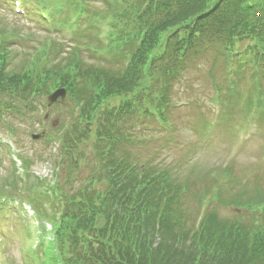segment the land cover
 <instances>
[{"label":"rangeland","instance_id":"rangeland-1","mask_svg":"<svg viewBox=\"0 0 264 264\" xmlns=\"http://www.w3.org/2000/svg\"><path fill=\"white\" fill-rule=\"evenodd\" d=\"M86 3L95 9L94 12L105 11V7L99 2L97 3L96 0H88ZM29 7L32 9V4H29ZM0 23L8 25L7 32L14 29L18 30L17 37H14L10 46H8L10 49L7 60L9 59V64H11L15 72L22 76L24 65L26 69L31 70L26 67L28 56L33 51L34 43L47 39L46 31L45 29L43 31L38 29L32 19L17 18L5 5L4 0H0ZM0 30V32L3 31L2 28ZM55 40L53 43L58 42V44L63 46L60 49L61 53L57 55L53 64L61 63L62 67L65 64L63 58H67V52L71 45L61 43L60 37H56ZM83 41L89 46L91 45V40L85 39ZM48 50L38 56H44ZM49 51L48 58L53 59L56 54H51V50ZM84 53L81 60L88 66H99L102 70H106L109 67L105 63L95 62L87 51ZM197 60H199L197 63H200L199 67L193 64ZM39 64L40 62L36 66L34 65L37 69H32L30 72L37 73ZM118 68H120L119 63L114 66L113 72L118 70ZM186 69L187 72L184 73L183 79L177 83L174 79L171 80L175 85L167 90V101L170 102L168 117L172 124L171 130L166 132L159 127H152L148 131L149 142L143 143L142 146L136 148L124 146L129 156L132 154L137 158L134 159L127 156L130 163L131 160H134L132 162H137L138 165L141 164L143 166L142 162L149 161L150 164H155L157 168H165L168 172H171V178L174 177V185L183 183L187 186L186 191L180 194L181 197L177 200L178 204H172L173 207L170 209V214H166L168 218L166 219V226L164 224L165 216L158 217L153 215L148 221V223L155 224L158 220L160 222L159 231L161 228L166 231L171 230L174 237L170 233L166 234L165 237L169 242H173V247L181 246V239L185 234L191 237L189 232L192 229L196 215L197 202L202 195L205 196L204 199L206 201H209L208 213L211 212V218L205 225V231L209 228V223H212L213 218L215 221L219 220L230 227L231 225L228 223L237 224L239 225L238 230L252 226V220L256 217V214H248L247 207L241 210L233 209L232 205L228 206L229 203L224 202V200L232 201L239 195L243 196L241 202L244 203L257 205L264 200V103L259 104L260 111L256 115V119H251L247 123V125H252L256 122L247 132L249 135L239 136V141L233 139L232 130H235L233 125L237 121V125H242L240 119H242V115L245 117V114L240 109L236 110V105L233 110H230L224 103L230 97L228 91H231L234 97L233 103L237 104L238 100H240L238 90H246V74L250 70L241 71V68H239L233 76H227L224 62L216 59L210 53L201 58L190 59ZM55 75L53 74L52 76L54 77ZM63 75L64 81L70 78L69 69L65 70ZM86 79L87 81L81 84L76 81L80 80L79 76H73V79H70L72 82L71 92L78 91L77 97L79 98L80 90L90 87L83 96V98H87L92 87H97L101 93L99 98L105 95L103 84L97 82V80L84 77V80ZM149 82L152 84L150 95L153 96V91L158 90L160 86L157 84V79H152ZM32 83L31 90L36 92L35 96L32 95L34 97V105L31 106L34 109L31 112V116L29 115L28 122L19 121V117L16 116L15 112L12 113L11 117H7V121L13 124L11 127L15 130V139L18 144V147H12V151L16 153V175L18 177L21 176V168H23L16 160L18 156L25 159L29 172L34 177L50 182H52L53 166L66 160L80 171L76 172L75 175L74 188L78 189V187L83 186L86 179L92 180V178H96L95 175L100 174V170L105 167V160H101L99 152L88 143H86L88 145L80 143L83 137L81 126L77 120L69 119L71 116L70 111L76 102H71L68 98L60 102L57 91L61 89L55 90L56 93L53 96L49 97L47 95L48 90H53L55 84H57L54 79H46L39 88L37 87V82L33 81ZM258 83L262 87L261 93L264 100V77ZM216 96H219V99L223 102V117L231 114L232 111L233 125L227 129V126L224 125V119H220L217 126L215 124L208 131L209 120L213 117L215 118L218 108L217 105L211 106V102ZM140 100H142V102H138L140 105L143 103L145 107H155L149 99L142 98ZM109 101L110 106L116 102L115 98ZM47 104H49L50 108H48ZM132 104H135L134 100ZM31 106L28 107L32 108ZM45 114L48 115V118L46 122L42 123V117ZM52 124L56 130L63 124L62 129L65 131L62 136L58 137L57 133L55 137L56 142L61 145L57 152L54 150L57 149L56 144L48 141L49 137L53 135V131H55L54 128V130L50 128ZM7 130V127L0 124V140L3 144L10 145L12 139L9 137ZM70 131L75 132L71 139L73 142L72 147H74L73 150H76L75 146H80L78 149L80 159L77 157L72 159L71 153L65 152L63 149V144H68L66 134ZM241 133L246 132L242 131ZM6 154V151L1 148L0 192L19 201L15 188L11 186L16 175ZM96 159L99 160L98 163H96ZM115 159L117 161V158ZM225 168L228 169L227 172L224 171ZM224 172L226 180L223 177ZM63 190L69 194L68 190ZM216 193L217 196L213 200ZM22 194L25 195L24 191H22ZM257 207L255 206V209ZM262 212H258V214H260L259 218L262 216L263 219ZM1 222L3 238L0 241V264H23L20 259L21 250L25 251L28 246H31L32 242L36 241L38 229L35 217L29 222L32 239L28 243L23 242L24 225L22 220L20 221L18 217L5 213V217ZM46 229L49 230L50 227L47 226ZM175 236H181L176 246L174 245ZM195 237L198 238L199 236ZM187 242L185 247L188 249L190 242Z\"/></svg>","mask_w":264,"mask_h":264},{"label":"trees","instance_id":"trees-1","mask_svg":"<svg viewBox=\"0 0 264 264\" xmlns=\"http://www.w3.org/2000/svg\"><path fill=\"white\" fill-rule=\"evenodd\" d=\"M28 1L36 5L39 0ZM40 1L48 7L53 5L51 0ZM76 1L81 4L84 13L88 12L89 14H86L91 15L93 21L100 20L98 23L104 21V17L109 13L104 11L101 15L103 10L94 12L95 9L86 3L88 0ZM96 1L101 3L107 11L115 10V16L110 24L111 36H115L118 29L122 33L131 32V44L136 45V48L131 60L132 75L129 81L134 86L135 82L142 78L141 69L151 70L152 63L159 56L163 59L161 63L165 60L173 61L178 69L175 71L182 74V67L188 64L190 59L200 57L205 46L218 44L222 48L231 47L239 40V37L244 35L248 36L249 42L253 45L252 54L255 58L260 56L264 60V0ZM57 13L56 10L51 13L53 26L57 25V21L53 19ZM63 21L65 23L66 18ZM0 28L3 30L0 32V93L5 91L15 93L21 90L20 88L22 90L19 92L24 93L31 89L33 81H40L42 84L43 80L37 77L39 70L44 73V78L49 77L50 80L55 78L52 74L60 75L58 69L61 65L53 64L61 49V45L57 42L53 43L50 49L51 54L57 53L53 59L48 58L50 51L38 57L37 62H40V66L37 73L25 70L23 64V75H18L9 64V59L7 60L10 49L8 46L11 40L17 37L18 30L7 32L8 25L1 23ZM87 28L88 26L84 27V29ZM107 37L109 38L110 34ZM133 39L136 41L134 42ZM213 39L227 44L211 42ZM221 53L220 50L218 55ZM81 59V52H70L63 60L65 64H68L65 68L77 73L79 78L93 75L96 71L100 73L98 74L100 77L106 73L104 77L107 80L108 93L104 96L105 98L110 92H118L127 85L126 82L108 73L113 69V65L103 72L99 66H88ZM164 85L165 89L170 86L168 83L166 85V82ZM232 98L233 96L230 95L224 103H229ZM170 175L167 171L168 179ZM117 176L111 179V184L113 189L120 184L118 191L114 189L108 193L106 187L102 190H93L92 197H88L86 193L82 196L83 203L79 213L76 216L71 214L73 228H70V244L67 249H72L68 259L65 260L66 256L62 257L64 264H90L91 256H95L94 254L100 256L98 259L101 260L98 264H264V236L249 235L241 230L237 232L233 230L235 226L232 223H228L230 227L219 220L215 221L214 218V222L209 223V228L198 239L191 241L188 249L185 246L173 247V242H169L165 237L167 234L165 230L161 229L155 236L153 228L148 229L147 225L143 226L140 222L134 221L135 210L138 212V218L141 215L139 209L142 210L141 216L145 223L148 217L153 215V210H156L152 202L146 207L141 200V195L148 198L144 194L146 191L141 190L142 183L138 184L135 200L131 201L130 198L125 208H121L123 203L119 198L126 201L128 184L126 187L121 186V176L119 174ZM131 178L135 181L132 174ZM242 197L239 195L235 200H224V202L230 205L252 204L241 202ZM164 213L170 214L167 211ZM210 218L211 212L208 214V219ZM95 221H102L105 234L111 222L108 242L112 240V245L107 244L102 228L99 229ZM41 264L46 263L41 262ZM54 264H56L55 259Z\"/></svg>","mask_w":264,"mask_h":264}]
</instances>
